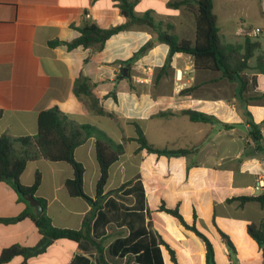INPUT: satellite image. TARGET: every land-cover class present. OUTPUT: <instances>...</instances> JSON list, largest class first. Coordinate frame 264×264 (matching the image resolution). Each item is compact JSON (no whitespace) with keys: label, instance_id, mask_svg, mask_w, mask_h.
Wrapping results in <instances>:
<instances>
[{"label":"crops","instance_id":"obj_1","mask_svg":"<svg viewBox=\"0 0 264 264\" xmlns=\"http://www.w3.org/2000/svg\"><path fill=\"white\" fill-rule=\"evenodd\" d=\"M124 1L133 4L137 17L149 15L162 25V31L169 27L180 40L194 41L197 0L180 6L176 3L183 0H0V136H34L39 114L57 108L70 123L97 127L124 147V154L110 167L104 194L124 184H129L125 191L134 190L130 195L124 191L107 195L92 233L103 244L110 263L124 264L129 259L135 264L139 254L123 255V248L110 252L118 240L131 237L126 248L141 241L155 244L163 264H174L170 250L178 264L181 257L187 264H207L204 242L162 212L164 205L178 208L209 239L217 264H232L218 229L232 241L237 264H244L233 235L241 228L247 231L250 224L259 225L264 208L257 201L233 199L264 195V190L253 189L264 176V152L250 138L248 122L256 123L264 137V74L250 71L255 84L240 95L238 84L221 72L196 70L191 55L175 54L168 64L169 46L159 42L156 31L145 24H130L103 45L69 47L87 26L111 29L126 24ZM216 1L213 11L221 35L230 20L222 10L233 0H219V14ZM255 10L251 3L250 11ZM240 21L235 35L243 41L229 44L244 43L237 29L247 25ZM251 40L264 53L263 44ZM250 65L255 66V58ZM82 77L91 84L90 95L74 93L75 82ZM187 111L208 119L192 121ZM138 130L157 149L195 150L186 156L150 153L136 141ZM74 156L85 169L84 192L94 199L100 177L95 139H87ZM37 173L41 183L35 196L46 201L53 225L79 230L91 206L83 198L68 195L65 182L73 177L71 166L41 158L30 161L20 182L33 185ZM138 186L144 193L140 203ZM27 208L42 213L39 203L21 200L9 184L0 181V219L17 218ZM246 210L260 214V220L244 218ZM41 239L30 218L0 222V255L15 245L34 247ZM257 252L262 255L258 244ZM4 264L98 261L89 243L56 240L37 256L26 261L17 256Z\"/></svg>","mask_w":264,"mask_h":264},{"label":"trees","instance_id":"obj_2","mask_svg":"<svg viewBox=\"0 0 264 264\" xmlns=\"http://www.w3.org/2000/svg\"><path fill=\"white\" fill-rule=\"evenodd\" d=\"M190 0H183L176 3L177 6L189 3ZM214 0H197L196 33L194 41L187 39L180 40L171 33L169 27L162 31L160 23H156L149 15L137 17L134 13L133 4L124 1L122 10L128 22L124 25L111 29H101L97 26H87L82 30L79 38L69 44L70 48L77 46L93 47L103 45L114 34L125 30L130 24H145L152 27L157 35L158 41L169 46V64L171 58L178 53L191 55L194 58L196 70H207L212 72H221L222 76L230 82L238 84L237 93L243 95L249 92L255 84L254 78L250 79L248 71L264 74V53L260 51V46L249 37L244 38L242 45L226 43L220 33L217 25V16L214 11ZM54 45L55 43H50ZM255 58V66L250 65V61ZM91 84L85 77L79 78L74 85V93L77 96L90 95ZM97 112L102 113L98 110ZM186 114L192 121H207V116L201 113L187 111ZM2 110H0V118ZM249 136L256 147L264 152V137L260 127L249 120ZM38 130L34 136H24L15 139L7 135L0 136V181H4L18 194L21 200H33L40 204L42 213L37 214L34 209L27 208L20 216L13 219H0V222L10 223L30 218L39 229L42 239L31 248L18 245L4 249L0 255V264L7 263L17 256H22L24 260L37 256L56 240H68L75 243L87 242L97 253L98 264H112L105 256L103 244L93 238V231L98 218L102 215V202L107 195L126 192V195L132 194L133 189L125 188L129 184H124L116 190L104 194V189L109 179L110 167L124 154V147L115 143L104 131L91 125H75L70 123L69 119L63 115L57 108H51L42 111L37 119ZM95 139L96 158L100 169V177L96 186V197L94 199L87 196L83 188L84 166L78 162L74 156L75 150L87 139ZM136 141L141 149H146L150 153H156L167 156H186L193 152V149L179 150H161L151 145L145 138L143 132L138 130ZM18 145V148L16 147ZM45 159L50 162H63L71 166L73 177L66 180L65 189L72 198H83L91 206V210L85 215L82 226L79 230L63 229L53 225L51 218L46 213V201L37 198L36 192L41 183V175L37 173L33 185L24 186L20 182V177L28 162L37 159ZM140 185V184H139ZM137 190V203L144 198L141 186ZM233 200H239L241 203L247 201H257L264 208V195L258 197H239ZM162 212L172 216L185 229L193 232L200 238L206 247V263L217 264L214 259V249L209 239L201 233L193 223L186 220L179 212L178 208L170 209L164 205L160 207ZM221 238L231 254L235 247L229 236L218 229ZM249 236L256 241L264 257V219L259 225L250 224L247 227ZM135 236V235H134ZM132 238L120 239L110 250L116 253L121 250V254L126 255L132 252L137 255L135 264H163L160 249L155 245H149L141 241L133 246L126 248ZM171 259L174 264L177 263L176 255L170 250ZM122 255V256H123ZM232 257V256H231ZM124 264H131L128 259Z\"/></svg>","mask_w":264,"mask_h":264},{"label":"rangeland","instance_id":"obj_3","mask_svg":"<svg viewBox=\"0 0 264 264\" xmlns=\"http://www.w3.org/2000/svg\"><path fill=\"white\" fill-rule=\"evenodd\" d=\"M216 1V7L218 8L219 14V5ZM251 3H254L256 6V12H251ZM223 17H229V23L221 28V35L223 39L228 43L242 42L243 39L235 35L236 28L238 23H240V18L247 26H260L263 27V17H264V0H233V2L222 10ZM220 19H222L220 15ZM260 43L263 44L264 48V37L260 36L256 38ZM253 66V65H252ZM250 73V70L248 71ZM244 218L251 220V222H258L260 220V214H254L251 211L246 210ZM234 244L237 247L238 254L242 256V262L244 264H264V257L257 252V243L247 234V231H244L242 228L237 230L234 233ZM236 250L234 251L232 258L230 259L232 264H237L238 260L235 255ZM239 256V257H240ZM234 257V259H233ZM181 264H187L183 257L180 260Z\"/></svg>","mask_w":264,"mask_h":264},{"label":"built area","instance_id":"obj_4","mask_svg":"<svg viewBox=\"0 0 264 264\" xmlns=\"http://www.w3.org/2000/svg\"><path fill=\"white\" fill-rule=\"evenodd\" d=\"M237 35L243 37H249L252 39L258 38L260 36L264 37V26L263 27H249V26H239L237 29ZM253 189L255 191L264 190V176L257 179Z\"/></svg>","mask_w":264,"mask_h":264},{"label":"water","instance_id":"obj_5","mask_svg":"<svg viewBox=\"0 0 264 264\" xmlns=\"http://www.w3.org/2000/svg\"><path fill=\"white\" fill-rule=\"evenodd\" d=\"M123 72H124V76H126V75H127V73H128V69H127V68H125Z\"/></svg>","mask_w":264,"mask_h":264}]
</instances>
